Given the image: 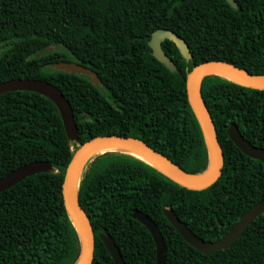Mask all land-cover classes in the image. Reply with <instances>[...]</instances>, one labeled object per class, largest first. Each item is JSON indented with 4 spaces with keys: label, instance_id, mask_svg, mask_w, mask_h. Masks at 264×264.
<instances>
[{
    "label": "trees",
    "instance_id": "trees-1",
    "mask_svg": "<svg viewBox=\"0 0 264 264\" xmlns=\"http://www.w3.org/2000/svg\"><path fill=\"white\" fill-rule=\"evenodd\" d=\"M0 0V82L44 79L69 100L79 142L69 140L58 108L32 90L0 93V176L34 160L52 169L0 191V264H75L81 239L64 204L62 182L80 143L118 134L139 138L192 173L208 166V150L188 101L185 77L196 64L224 60L264 75V0ZM180 35L182 49L161 40L170 66L148 45L153 30ZM73 61L93 70L55 68ZM200 90L223 153L217 180L188 188L123 150L84 163L77 197L91 224V264H114L98 237L109 234L125 264H155L153 238L131 216H150L163 236L165 264H264V213L229 247L202 253L167 220L170 207L204 240H215L264 197V162L229 138L235 123L264 148V89L219 74Z\"/></svg>",
    "mask_w": 264,
    "mask_h": 264
},
{
    "label": "water",
    "instance_id": "water-1",
    "mask_svg": "<svg viewBox=\"0 0 264 264\" xmlns=\"http://www.w3.org/2000/svg\"><path fill=\"white\" fill-rule=\"evenodd\" d=\"M226 1L232 7H236V2L234 0ZM163 38L172 40L182 49H186V44L180 35L170 29L157 28L152 31L148 40V45L151 48L152 54L157 59L164 61L167 65L170 66V62L165 58V54L162 51L161 40ZM54 67L56 69L63 68L65 71L87 74L90 76V79L93 83L98 84L100 82L93 70L77 62L59 61L55 64ZM212 68L224 69L234 73L241 80L238 83L253 88L264 89V79L262 78L264 75L252 74L247 70L224 60H207L194 65L187 72L185 77V85L188 101L198 121L208 150V166L203 172L192 173L185 170L174 161H172L169 157L155 150L148 143L136 137L122 136L118 134L95 136L86 141H83L76 148L66 167L64 179L62 182V195L64 204L73 220V223L81 239L80 255L78 261L75 264H91L94 248L93 230L85 211L78 201L77 190H75L76 172L80 166L83 167L84 163L93 154L107 151L104 150L92 152V150L99 145L116 144L126 146L128 148H131L132 150H136L137 152L142 154L143 157H140L136 154L134 155L146 160L151 165L156 167L160 172H162L165 176L188 188L203 189L210 186L217 180L222 171L223 153L216 137L212 119L206 108L200 90V83L203 76L209 73L218 74L209 71ZM9 90H32L48 97L52 102H54L59 110L68 139L74 140L76 142L80 141V138L78 136V128L74 120L70 102L57 86L44 79L38 78H11L5 81H1L0 93ZM226 131L229 138L243 153H245L249 157L264 162V148L255 146L250 143L243 136L235 123H230ZM210 153H212L211 162ZM51 169L52 165L47 160H34L17 166L6 172L4 175L0 176V191L9 188L26 176L37 172H49L51 171ZM81 170L78 174L79 177ZM163 213L167 220L172 224V226L177 230V232L181 235L182 238H184L186 242H188L191 246L202 253H212L218 249L229 247L237 238L241 236L243 231L252 221L258 218L262 213H264V197L254 203L250 208H248L233 223V225L227 230L225 234L212 241L204 240L203 238L196 235L170 207L164 208ZM131 216L145 225L150 232L155 244V264H165V244L158 225L150 216L137 208L132 209ZM98 237L108 250L114 264H125L120 253V249L116 245L112 236L103 232H99Z\"/></svg>",
    "mask_w": 264,
    "mask_h": 264
},
{
    "label": "bare ground",
    "instance_id": "bare-ground-1",
    "mask_svg": "<svg viewBox=\"0 0 264 264\" xmlns=\"http://www.w3.org/2000/svg\"><path fill=\"white\" fill-rule=\"evenodd\" d=\"M209 71L218 73L220 75H223L225 77H228V78H230L232 80H235L237 82H240L241 81L240 78H238V76H236L234 73L229 72V71L224 70V69L212 68ZM262 78L264 79V76ZM108 149H121V150H125L127 152H131L133 154H136V155H138L140 157H143L142 154H140L136 150H132L131 148H128L126 146H121V145H116V144H102V145H99L98 147H96L95 149H93L92 152H95V151H104V150H108ZM211 160H212V153H210V162H211ZM81 168L82 167L80 166L79 169L76 172L75 190H77V188H78V177H79L78 174H79V171L81 170Z\"/></svg>",
    "mask_w": 264,
    "mask_h": 264
}]
</instances>
